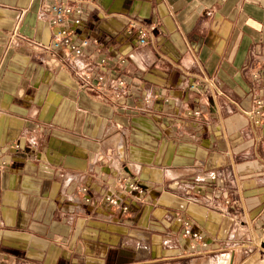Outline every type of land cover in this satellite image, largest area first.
<instances>
[{
	"label": "crops",
	"instance_id": "crops-1",
	"mask_svg": "<svg viewBox=\"0 0 264 264\" xmlns=\"http://www.w3.org/2000/svg\"><path fill=\"white\" fill-rule=\"evenodd\" d=\"M77 1L0 0V264H264V0Z\"/></svg>",
	"mask_w": 264,
	"mask_h": 264
},
{
	"label": "built area",
	"instance_id": "built-area-1",
	"mask_svg": "<svg viewBox=\"0 0 264 264\" xmlns=\"http://www.w3.org/2000/svg\"><path fill=\"white\" fill-rule=\"evenodd\" d=\"M41 1V14L49 18L51 26L54 28L52 36V46L54 48H64L70 50L73 55L80 56L84 49L93 41L88 36L82 38L73 37L75 29L81 24L84 15V9L79 5L77 0H40ZM153 29V27H150ZM149 28L140 27L137 30L138 43L146 45L148 41ZM79 39V40H78ZM125 59L121 56L118 59L119 64H123ZM105 57L101 58L98 67L105 64ZM84 77L88 80L90 73H84ZM103 79V74L100 73L98 80ZM123 85V81H119ZM247 115L257 125L264 126V101L256 98L253 101L252 109L247 112ZM129 190L132 192H141L142 188L136 183L131 182L128 184ZM109 203L112 205H119L120 200L116 196L108 197ZM123 211L127 210L126 206H121ZM185 237L194 240H201L202 236L191 229L189 222L183 220V232Z\"/></svg>",
	"mask_w": 264,
	"mask_h": 264
}]
</instances>
